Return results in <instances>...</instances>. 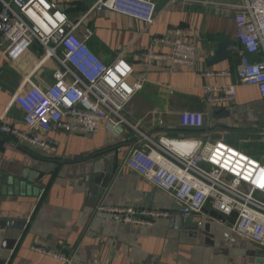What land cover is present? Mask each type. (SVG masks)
<instances>
[{"label":"crops","instance_id":"crops-1","mask_svg":"<svg viewBox=\"0 0 264 264\" xmlns=\"http://www.w3.org/2000/svg\"><path fill=\"white\" fill-rule=\"evenodd\" d=\"M50 1L78 21L98 0ZM240 3L156 0L157 17L152 25L110 11L89 16L85 25L93 31L90 49L106 64L125 56L134 78L146 79L143 90L124 112L132 125L155 142L162 137L207 138V134L228 131L238 137L245 132L263 133L259 91L238 85L236 76L235 12L225 5ZM173 27L196 32L184 37L196 48L194 69L144 56L151 48L158 55L169 54V47L153 46V41ZM78 35L82 37L83 28ZM221 43L232 49L224 60L209 64ZM3 50L0 35V121L3 117L24 129V114L13 102L14 95L28 76L42 88L52 85L56 63L40 65L44 52L38 44L14 65L8 63ZM209 71L228 75H199ZM205 85L237 86V99L230 105L210 106L204 99ZM217 108L223 110L216 113ZM185 110L204 114L202 131L180 127L179 114ZM54 134L58 153L50 156L17 146L0 132V229L6 230L0 233V264H62L35 251L36 247L73 256L83 264H264V249L231 231L235 216L225 217L208 204L202 215L184 218L171 196L123 166L137 143L138 135L131 128L119 139L106 130L95 135ZM238 140L232 143L236 146ZM100 176L101 182L109 179L104 190L94 183ZM101 202L162 210L171 216L152 227L118 224L97 212Z\"/></svg>","mask_w":264,"mask_h":264},{"label":"built area","instance_id":"built-area-1","mask_svg":"<svg viewBox=\"0 0 264 264\" xmlns=\"http://www.w3.org/2000/svg\"><path fill=\"white\" fill-rule=\"evenodd\" d=\"M225 6L235 12L238 85L256 87L264 108V0H241L240 4ZM102 11L147 25L157 17L156 0H98L78 21L50 0H0V35L8 63L19 62L35 44L44 52L41 66L49 61L56 63L52 85L42 88L28 76L14 95L13 102L24 114V129L2 117L0 132L17 146L54 156L58 153L56 132L95 135L106 130L119 139L129 127L138 137L124 167L171 196L182 217L202 215L210 204L225 217L235 216L231 226L235 235L264 249V156L255 158L227 142L212 141L210 134L194 139L162 137L155 142L132 125L124 112L143 90L146 79L134 78L132 64L125 56L106 64L90 49L93 31L85 24L89 16ZM81 28L82 37L78 35ZM195 33L169 28L163 37L154 39L153 46H167L171 52L158 55L151 48L144 56L194 69L196 48L184 37ZM199 75L214 78L228 74L209 71ZM203 93L210 106L230 105L237 99V86L205 85ZM179 118L182 129H204L201 112L185 110ZM97 212L109 215L118 224L136 227H152L171 216L162 210L116 207L104 202ZM5 232L0 229V233ZM34 250L62 264H83L70 255L41 247Z\"/></svg>","mask_w":264,"mask_h":264},{"label":"water","instance_id":"water-1","mask_svg":"<svg viewBox=\"0 0 264 264\" xmlns=\"http://www.w3.org/2000/svg\"><path fill=\"white\" fill-rule=\"evenodd\" d=\"M232 49L231 45H228L227 43H221L219 45V50L218 52L215 54V57L213 59L209 60V64H215L218 63L222 60H224L226 58V52L230 51ZM223 109L222 108H217L214 111L217 112H221ZM210 139L212 141H224L227 143H232L235 142L239 139L238 135L232 133L231 131L228 132H217L216 134H213ZM101 176L100 177H96L94 180L95 186L98 188H101V190H104L109 182V179H107L104 182H101ZM262 264V262H259Z\"/></svg>","mask_w":264,"mask_h":264},{"label":"rangeland","instance_id":"rangeland-1","mask_svg":"<svg viewBox=\"0 0 264 264\" xmlns=\"http://www.w3.org/2000/svg\"><path fill=\"white\" fill-rule=\"evenodd\" d=\"M264 131V129H263ZM258 132V131H257ZM262 135V136H261ZM263 133L251 134L249 132L241 133L238 143L235 146L233 143H229L236 149L241 150L242 152L247 153L250 156L255 158H260L264 156V140ZM244 143L242 144V142Z\"/></svg>","mask_w":264,"mask_h":264},{"label":"bare ground","instance_id":"bare-ground-1","mask_svg":"<svg viewBox=\"0 0 264 264\" xmlns=\"http://www.w3.org/2000/svg\"><path fill=\"white\" fill-rule=\"evenodd\" d=\"M179 147H181V148H183V149H186V148H184V147H182V146H179Z\"/></svg>","mask_w":264,"mask_h":264}]
</instances>
